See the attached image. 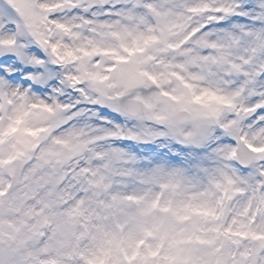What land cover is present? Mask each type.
<instances>
[{
  "label": "snow or ice",
  "instance_id": "obj_1",
  "mask_svg": "<svg viewBox=\"0 0 264 264\" xmlns=\"http://www.w3.org/2000/svg\"><path fill=\"white\" fill-rule=\"evenodd\" d=\"M0 264H264V0H0Z\"/></svg>",
  "mask_w": 264,
  "mask_h": 264
}]
</instances>
